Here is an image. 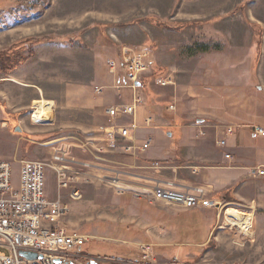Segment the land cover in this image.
I'll list each match as a JSON object with an SVG mask.
<instances>
[{
    "label": "rangeland",
    "instance_id": "374dc122",
    "mask_svg": "<svg viewBox=\"0 0 264 264\" xmlns=\"http://www.w3.org/2000/svg\"><path fill=\"white\" fill-rule=\"evenodd\" d=\"M263 31L264 0H0V160L17 170L20 161L48 162L61 151L97 167L86 170L83 198L62 221L87 237L81 264H264V204H221L212 225L198 212L174 219L191 210L144 200L151 181L166 180L165 163L158 172L140 152L129 161L108 151L100 129L116 107L104 97L131 102L125 71L120 64L111 71L108 61L141 46L151 59L141 80L147 110L160 106L170 118L203 91L264 125ZM39 101L50 105L51 123L33 122ZM253 144L264 148V139ZM46 189L57 197L52 171ZM236 215L248 216L247 231ZM143 247L151 249L146 258Z\"/></svg>",
    "mask_w": 264,
    "mask_h": 264
},
{
    "label": "built area",
    "instance_id": "2783aa9c",
    "mask_svg": "<svg viewBox=\"0 0 264 264\" xmlns=\"http://www.w3.org/2000/svg\"><path fill=\"white\" fill-rule=\"evenodd\" d=\"M119 62L108 61L111 71L121 65L134 90L130 104L110 107L106 110L108 127H101L102 142L108 151L120 155L136 157L137 152H144L152 144L148 138L135 147V132L141 128L135 122L118 124L126 117H134L140 109L143 99L135 93L136 82H141L151 71L150 52L146 47H123ZM160 87H167L170 80L157 79ZM170 106L169 111H174ZM145 127L152 125V118H145ZM254 136L264 139V128L250 126ZM235 130L228 128L227 134ZM224 142L220 145L223 146ZM229 156H226L228 158ZM158 168V164L156 163ZM154 166L153 164L151 165ZM89 163H80L67 157L61 151L52 153L48 162L20 161L15 170L12 163L0 160V264H81L82 248L87 237L68 230L62 223L69 211L70 202L83 198L82 189L88 183L90 174L86 170H96ZM55 176L57 197L49 198L47 194V173ZM253 174L264 177V168H254ZM116 179L112 183L117 184ZM150 189V188H149ZM145 194L148 203H163L185 210L213 208L215 204L205 199V190L197 187L192 190H177L171 187L153 186ZM58 191H65L64 196ZM67 200V202L65 201ZM143 258L147 257L150 247H143ZM34 253L35 260H26L19 252Z\"/></svg>",
    "mask_w": 264,
    "mask_h": 264
},
{
    "label": "crops",
    "instance_id": "0c3cea01",
    "mask_svg": "<svg viewBox=\"0 0 264 264\" xmlns=\"http://www.w3.org/2000/svg\"><path fill=\"white\" fill-rule=\"evenodd\" d=\"M183 1L206 2L208 0ZM262 35L264 48V31ZM140 84L141 87L136 88L135 93L146 100L148 96H151L148 85L144 82ZM130 85L122 88L130 91L132 100L134 90ZM97 92L100 93L99 90ZM212 96L214 94L200 91L193 101L185 102L181 111L171 114L170 118L161 117L162 107L156 106L155 112H152L147 110L143 103L134 117L125 118L126 125L135 122L141 126L134 134L135 147L141 146L148 138L152 140L149 149L140 153L143 156L140 159L165 163L166 180L155 178L151 181L154 187H171L177 190H192L200 187L205 190V199L215 204L212 212L209 210L211 208H199L178 212L170 217L178 219L179 216L186 214L187 216L183 217L185 221L190 214L198 212L210 222V225L213 221L214 223L217 221V211L221 204L236 203L246 208H251L252 203L264 204V182L252 171L257 167L264 168V148L254 144L249 145L254 142V139L261 138L250 132L252 137L250 140L246 132L250 126L259 125L264 128V125L248 123L246 114L242 110H240L241 115H238V109H231L228 106V110L224 109L220 107L218 98L216 96L211 98ZM103 101L115 106L131 103L129 99L122 102L109 98V95L104 97ZM147 117L152 118L150 127L143 125ZM228 128L235 131L227 134ZM221 142H224L223 146L220 145ZM243 145L246 146L242 147ZM122 156L129 161H138L137 156L140 155ZM226 156L229 157L226 158ZM161 168L163 167L154 169L159 172ZM178 225L175 226L178 227ZM185 226L189 228L190 224ZM204 226H206L205 221ZM169 234L173 241L176 236L172 228ZM207 235L210 236V233Z\"/></svg>",
    "mask_w": 264,
    "mask_h": 264
},
{
    "label": "bare ground",
    "instance_id": "6f19581e",
    "mask_svg": "<svg viewBox=\"0 0 264 264\" xmlns=\"http://www.w3.org/2000/svg\"><path fill=\"white\" fill-rule=\"evenodd\" d=\"M35 107L38 109L34 112V115L32 116L33 122L35 124H41V123H51L52 116L50 115V105L46 104L44 102H34ZM236 220L238 221V226L240 230L247 231V226L250 223V220L247 215L240 216L236 215ZM236 224V223H235Z\"/></svg>",
    "mask_w": 264,
    "mask_h": 264
},
{
    "label": "water",
    "instance_id": "95a60500",
    "mask_svg": "<svg viewBox=\"0 0 264 264\" xmlns=\"http://www.w3.org/2000/svg\"><path fill=\"white\" fill-rule=\"evenodd\" d=\"M134 86H135L136 88H138V87H141V84H140L139 82H136V83L134 84ZM14 132H15V133H20L21 130H20L19 127H16V128L14 129ZM19 256H20L21 258H23V259L30 260V261L36 259V255H35L34 253H27V252H22V251H21V252H19ZM55 263H56V264H59L58 261H56Z\"/></svg>",
    "mask_w": 264,
    "mask_h": 264
},
{
    "label": "trees",
    "instance_id": "16d2710c",
    "mask_svg": "<svg viewBox=\"0 0 264 264\" xmlns=\"http://www.w3.org/2000/svg\"><path fill=\"white\" fill-rule=\"evenodd\" d=\"M258 46H259V44H258Z\"/></svg>",
    "mask_w": 264,
    "mask_h": 264
}]
</instances>
